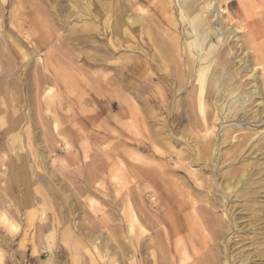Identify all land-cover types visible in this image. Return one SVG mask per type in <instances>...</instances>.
I'll return each instance as SVG.
<instances>
[{
	"label": "rangeland",
	"instance_id": "obj_1",
	"mask_svg": "<svg viewBox=\"0 0 264 264\" xmlns=\"http://www.w3.org/2000/svg\"><path fill=\"white\" fill-rule=\"evenodd\" d=\"M186 1L0 0V264H264V0Z\"/></svg>",
	"mask_w": 264,
	"mask_h": 264
},
{
	"label": "bare ground",
	"instance_id": "obj_2",
	"mask_svg": "<svg viewBox=\"0 0 264 264\" xmlns=\"http://www.w3.org/2000/svg\"><path fill=\"white\" fill-rule=\"evenodd\" d=\"M174 1V0H173ZM197 1V0H196ZM195 2V1H194ZM193 2V3H194ZM98 3V2H97ZM102 3V2H101ZM186 4H188L189 5V3L190 4H192L193 5V3H192V0H187L186 2H185ZM197 3H199V1L197 2ZM98 5H99V3H98ZM195 5V4H194ZM198 5V4H197ZM199 6V5H198ZM201 6V5H200ZM100 7V6H99ZM197 7V6H196ZM196 7H193V6H189L188 7V9H189V15H187L188 17H191V19H190V23H189V26H190V28L192 29V30H190V32H186V37L189 39L188 40V43H189V49L192 51V53H194L195 52V54H196V60L199 62V61H203V62H205L206 64H207V62H211V61H208V57L210 56L211 57V55H213V52H214V48H213V46L212 45H210L208 42V36H207V34L203 31V30H200L199 28H200V25H201V19H200V17H199V13L197 12V10H196ZM173 8V7H172ZM184 9V8H183ZM181 11V10H180ZM203 11V10H202ZM205 12H206V10H204ZM90 12V11H89ZM182 12V11H181ZM185 12V11H184ZM183 13V12H182ZM92 14V13H91ZM186 14V13H185ZM204 14V13H203ZM204 16V15H203ZM173 17V16H172ZM202 17V16H201ZM208 17H209V15H208ZM211 17V16H210ZM186 18V17H185ZM203 18V17H202ZM207 18V17H206ZM181 19V18H180ZM180 19H179V21H180ZM209 19V18H208ZM185 20H187V19H185ZM134 21V20H133ZM178 21V20H177ZM178 21V22H179ZM184 22V21H183ZM134 23H136V22H134ZM204 23H206V22H204ZM179 24V23H178ZM181 24H182V22H181ZM208 24H209V22H208ZM207 25V24H206ZM110 26V25H109ZM208 26V25H207ZM179 27V26H178ZM86 29V28H85ZM111 29H113V28H111ZM110 29V30H111ZM209 29H212V28H209ZM114 31V30H113ZM182 31V30H181ZM206 31H207V29H206ZM213 31V30H212ZM208 33V32H207ZM180 34V33H179ZM181 35V34H180ZM180 35H179V38H181L180 37ZM182 36V35H181ZM120 39V38H119ZM178 39V38H177ZM182 40V39H181ZM120 41V40H119ZM118 41V42H119ZM156 42H157V40H156ZM180 42V41H179ZM187 43V42H186ZM158 44V43H157ZM182 44H184V43H182ZM159 45V44H158ZM180 45L178 44V47H179ZM186 46V45H185ZM153 47H154V45H153ZM157 48V47H156ZM186 48H187V46H186ZM163 49V48H162ZM160 50V52L161 53H164L165 52V49H163V50ZM180 50V49H179ZM189 51V50H188ZM157 52V51H156ZM166 53V52H165ZM180 53V51L178 52V54ZM186 53V52H185ZM222 53V52H221ZM159 54V53H158ZM180 54H182V53H180ZM188 54H190V53H188ZM51 55V54H50ZM183 56H184V53L182 54ZM190 55H192V54H190ZM194 55V54H193ZM217 55V54H216ZM215 55V56H216ZM161 56H163V55H161ZM171 56V55H170ZM187 56V55H186ZM185 56V57H186ZM48 57V56H47ZM51 57V56H50ZM172 57V56H171ZM210 57H209V59H210ZM217 57V56H216ZM189 58V57H188ZM192 58L194 59V57L192 56ZM213 58H215L214 57V55H213ZM220 58V57H219ZM52 59V58H51ZM170 59H173V58H170ZM175 59V58H174ZM182 59V58H181ZM190 59V58H189ZM221 59V58H220ZM219 59V60H220ZM223 60H224V58H222ZM219 60H217V61H219ZM222 60V61H223ZM99 61V60H98ZM174 61V60H173ZM184 61V60H183ZM182 61V62H183ZM214 61H215V59H213V63L212 64H207L206 66H201V65H199V66H197V68L195 69L196 70V77H191V78H196V81H197V83L199 84V88H197L198 89V92H197V94H196V98H195V96H194V98H195V100H196V102H197V105H198V107H199V109L201 110V111H203L204 112V114H203V116H202V118L203 117H205V116H207V113L209 114V112L211 111V112H213L214 110H212L213 108L211 107V103H210V99H213V93L211 92V89L209 90V89H203V84L205 85V84H210V83H212L214 86L216 85V95H215V98H217L216 100L217 101H219L220 102V100H221V98H223V88H224V84H226V81H227V79L226 78H228V77H226V76H224V70L221 72H215V71H213V69H214V65H216L218 62H216V64L214 63ZM221 61V62H222ZM93 62V61H92ZM163 62H164V64H167V63H169L170 62V60L167 58V57H165L164 59H163ZM172 62V61H171ZM175 62V61H174ZM181 62V63H182ZM220 62V61H219ZM44 63V62H43ZM197 63V62H196ZM223 63V62H222ZM172 64V63H171ZM184 64H185V62H184ZM195 64V63H194ZM193 64V65H194ZM225 64V63H224ZM40 65V64H39ZM42 65H44V64H42ZM176 66V62H175V64H173L172 65V67L173 66ZM178 65V64H177ZM188 65V64H187ZM197 65V64H196ZM204 65V64H203ZM217 65H219V63L217 64ZM226 65V64H225ZM224 65V68L223 69H225L226 67H227V65L225 66ZM36 66H38L37 64H36ZM141 66V65H140ZM174 66V68L176 69L177 67H175ZM222 66V65H221ZM40 67V66H39ZM52 67V66H51ZM106 67V66H105ZM189 67V66H188ZM218 67V66H217ZM223 67V66H222ZM37 69V72H38V67H36ZM219 68V67H218ZM221 68V67H220ZM189 69H192L193 70V68H189ZM40 70V69H39ZM44 70V69H43ZM42 70V71H43ZM118 69H116V71H117ZM124 70V69H123ZM172 70V69H171ZM182 70V69H181ZM194 70V71H195ZM216 70V69H215ZM221 70H222V68H221ZM41 71V70H40ZM163 71V70H162ZM173 71H176V70H173ZM187 71V70H186ZM185 71V72H186ZM226 71V70H225ZM36 72V73H37ZM118 72V71H117ZM182 72V71H181ZM189 72V71H188ZM187 72V73H188ZM41 74L42 73H46V72H40ZM184 73V72H183ZM186 73V74H187ZM33 74V73H32ZM47 74V73H46ZM46 74H44L45 76H46ZM166 74H167V72H166ZM172 74V73H171ZM189 74H190V72H189ZM189 74H187V75H184V76H188ZM227 74V73H226ZM165 75V74H164ZM163 75V76H164ZM170 75V74H169ZM173 75V74H172ZM175 75V74H174ZM191 75V74H190ZM192 75H193V73H192ZM229 75V74H228ZM227 75V76H228ZM39 76H40V78H41V76L42 75H37V77L39 78ZM116 76H118V74L116 75ZM151 76V75H150ZM167 76V75H166ZM176 76H177V72H176ZM230 76V75H229ZM154 77V76H153ZM152 77V78H153ZM165 77V76H164ZM226 77V78H225ZM39 78V79H40ZM116 78V77H115ZM115 78H113V79H115ZM117 78H119L120 79V77L118 76ZM117 78L115 79V80H117ZM157 78V77H156ZM185 78V77H184ZM39 79H36V81H40ZM43 79H45V81H46V79H47V81H48V76H46V78L45 77H42V80ZM175 79H177V78H175ZM178 79H179V77H178ZM177 79V80H178ZM190 79V78H189ZM232 79V78H231ZM50 80V79H49ZM180 80V79H179ZM195 80V79H194ZM209 80V81H208ZM228 80L230 81V79L228 78ZM233 80H234V78H233ZM44 81V80H43ZM45 81L43 82V83H45ZM50 81H52V80H50ZM109 81V80H108ZM42 82V81H41ZM121 81H119V83H120ZM180 82H181V80H180ZM180 82H178V83H180ZM190 82H191V80H190ZM42 83V84H43ZM185 83V82H184ZM197 83H194V84H197ZM227 83H230V82H227ZM183 84V83H182ZM186 84V83H185ZM187 84H189V83H187ZM193 84V85H194ZM39 85H40V83H39ZM124 85H126V84H124ZM184 85V84H183ZM183 85H182V87H183ZM192 85V84H191ZM192 85V86H193ZM233 85V84H232ZM131 86H132V84H131ZM178 87H179V85H177ZM176 86V87H177ZM210 86V85H209ZM229 86V85H228ZM130 87V86H129ZM177 87V88H178ZM184 87H185V85H184ZM195 87H196V85H195ZM194 87V88H195ZM38 88H39V86H38ZM41 88V87H40ZM131 88V87H130ZM175 89V88H174ZM196 89V88H195ZM215 89V88H214ZM226 89H227V86H226ZM228 90V89H227ZM173 91H175V90H173ZM225 91V90H224ZM237 92V91H236ZM195 93V92H194ZM193 93V94H194ZM227 93H229L228 91H227ZM248 94V93H247ZM45 97V96H44ZM186 98V97H185ZM225 98V97H224ZM155 101V100H154ZM183 101V100H182ZM159 102V101H158ZM184 102V101H183ZM212 102V101H211ZM214 102V101H213ZM229 102V101H228ZM217 103V102H216ZM182 104H184V103H182ZM190 104H191V102H190ZM193 105H195V104H192V106ZM213 105V104H212ZM238 106V105H237ZM240 106V105H239ZM238 106V107H239ZM192 108L191 107V105L190 106H188V108ZM226 107H227V105H226ZM225 107V108H226ZM218 108V107H217ZM237 108V107H236ZM240 108H241V106H240ZM240 108H238V109H240ZM181 109V108H180ZM220 109V108H219ZM218 109V110H219ZM221 110V109H220ZM232 110V109H231ZM125 111V110H124ZM192 111V110H191ZM184 112V111H183ZM187 112V111H186ZM185 112V113H186ZM190 112V111H189ZM211 112H210V114H211ZM218 112V111H217ZM188 113V112H187ZM219 113V112H218ZM218 113H216L217 115H219ZM189 114V113H188ZM190 115V114H189ZM212 115H213V113H212ZM230 115V114H229ZM232 115V114H231ZM230 115V116H231ZM191 116H193V114L191 115ZM191 116H189L190 118H191ZM216 116V115H215ZM216 118H217V116H216ZM218 118H220V117H218ZM207 119V118H206ZM205 120V119H204ZM198 121H200V120H198ZM207 123V122H206ZM204 125V124H203ZM206 125V124H205ZM189 126V125H188ZM210 126V125H209ZM199 127V126H198ZM205 127V126H204ZM208 129V128H207ZM204 130V129H203ZM210 131V130H209ZM200 133V132H199ZM204 133H208V132H204ZM209 133H211V132H209ZM205 135V134H204ZM208 135H210V134H207V136ZM213 135V134H212ZM207 136H205V137H207ZM211 136V135H210ZM204 137V136H203ZM196 138H194L193 140H195ZM203 139V138H202ZM192 140V139H191ZM204 140V139H203ZM202 140V141H203ZM198 141V140H197ZM196 141V142H197ZM205 141V140H204ZM208 142V141H207ZM192 143V142H191ZM198 143V142H197ZM196 143V144H197ZM193 144H194V142H193ZM204 145V144H203ZM211 145V144H210ZM194 146H195V144H194ZM197 147H199V146H197ZM211 147V146H210ZM202 148V147H201ZM196 150H198V149H196ZM203 150H206V145H204L203 146ZM202 152V151H201ZM207 153V152H206ZM205 155V154H204ZM153 167V166H152ZM134 168V167H133ZM160 173V172H159ZM142 174V173H141ZM160 183H158V185H159ZM161 186H163V182H162V184H160ZM165 186H166V184H165ZM164 186V187H165ZM163 187V188H164ZM166 188V187H165ZM169 188V187H168ZM167 189V188H166ZM162 190V189H161ZM167 192V191H166ZM165 192V193H166ZM167 194V193H166ZM167 198H168V196H167ZM171 200V199H170ZM195 202V201H194ZM182 203V202H181ZM186 203V202H185ZM196 204V203H195ZM182 205V204H181ZM185 206H186V212H185V215H184V222H185V224H184V231H185V235H186V243H184V244H188V245H191L192 243H199L200 244V242H201V239H199V238H197V239H194L193 240V233H195V234H197L198 233V228H199V225H200V222H198L197 221V219L192 215V213L191 212H189L188 211V207L190 206L188 203H186L185 204ZM182 207V206H181ZM180 208V207H179ZM183 208V207H182ZM195 209H197V212H199V213H201V211H204L205 210V208H203L202 206H196L195 207ZM181 210H183V209H181ZM184 214V213H183ZM201 217V216H200ZM202 218V217H201ZM207 221V220H206ZM203 222V221H202ZM171 223V222H170ZM206 224H207V222H205ZM210 223H211V221H210ZM209 223V224H210ZM213 223V222H212ZM170 226H171V224H170ZM173 226H175V225H173ZM179 226V225H178ZM177 226V227H178ZM207 226V225H206ZM202 227V226H201ZM208 227V226H207ZM213 227V226H212ZM176 228V227H175ZM177 229V228H176ZM178 229H179V227H178ZM203 229V228H202ZM206 230V229H205ZM204 231V230H203ZM211 231V230H210ZM175 232H177V231H175ZM179 232V234H180V231H178ZM174 234H176V233H174ZM178 234V233H177ZM178 236V235H177ZM161 238V237H160ZM183 243V242H182ZM178 244V243H177ZM180 245H181V243H180ZM182 246V245H181ZM185 246V245H184ZM184 246H182V248L184 247ZM180 247V246H179ZM207 248V247H206ZM177 249H179L178 248V245H177ZM184 249V248H183ZM189 250V249H188ZM180 251V250H179ZM206 251V250H205ZM206 253H207V251H206ZM208 256V255H207ZM199 259H197V261H196V264H201L200 262H202V261H200V257H198ZM211 260V259H210Z\"/></svg>",
	"mask_w": 264,
	"mask_h": 264
}]
</instances>
